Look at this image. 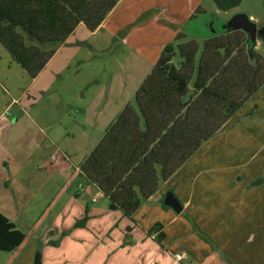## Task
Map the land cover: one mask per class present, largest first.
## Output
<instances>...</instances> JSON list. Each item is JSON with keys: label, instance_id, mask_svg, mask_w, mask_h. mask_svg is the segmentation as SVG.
I'll use <instances>...</instances> for the list:
<instances>
[{"label": "crops", "instance_id": "obj_1", "mask_svg": "<svg viewBox=\"0 0 264 264\" xmlns=\"http://www.w3.org/2000/svg\"><path fill=\"white\" fill-rule=\"evenodd\" d=\"M204 1L120 0L95 30H90L84 23L79 24L68 37L66 44L57 49L44 69L31 80L38 81L45 69L67 45L82 42V39L74 41L75 35L79 31L84 29L86 32L97 34L106 27L107 21L116 13L121 12V16H125L123 14L127 11L124 7L125 3L133 4L132 11L140 13L153 11L157 15L154 20L158 22L163 21L160 11H165L167 18L171 12L173 17L169 18L170 24L176 22V25H182L184 28L183 26L188 22L202 19L208 14L202 6ZM179 3L184 6L187 4L188 8H183L182 5L183 9L176 6ZM135 4L137 5L134 6ZM161 4L164 6L162 7ZM214 15L221 17L218 11L214 12ZM122 31L123 29L120 28L115 29L111 35L125 38ZM178 34L186 35L182 31L174 33V35ZM257 41L260 42L256 46L258 48L262 41ZM4 79L6 80V78L0 77V212L19 229L18 222L20 221L22 224L25 217L28 219V212L33 211L32 207L39 204L42 194L45 195L43 198L46 202L43 215L33 220L32 225L30 223L25 225L30 228L28 233L20 229L26 234L25 240L17 248L21 249L29 244L30 238L33 237L37 240V237L34 238V236L38 235L37 231L45 224L52 211H56L53 223L45 225V232L48 233L55 231V222H64L67 226L70 224L71 228L77 223L80 216H84L89 211L90 206L88 199L82 200V203L77 201L76 197L72 199V188H67V190L52 188L48 180L53 173L39 172L37 169L39 160L34 158L33 154L34 148H32L33 142L31 141L33 136L39 131L47 133L46 136L50 141L48 147L56 144L60 152L66 149L65 144L68 142V138L62 135L59 142L60 135L58 133L57 139H55V133H52L57 129L55 123L45 121V114L31 113L22 108L17 109L13 114H8L18 99L13 97L10 90L2 83ZM121 105L122 110L126 103ZM247 105L249 106L247 107ZM242 117L244 118L242 119ZM21 119H28V124L24 126L19 123ZM236 120L238 125L234 128L235 130H232L228 137H224L218 144L225 148L223 154L200 155L198 154L200 151H198L197 155L191 157L174 176L160 185L154 196L143 203L134 214V221L128 217L125 218L122 211L117 212L118 216L114 213L109 216L106 224H114L119 217L125 219L123 225L131 238L127 244L133 242L132 245L122 247L125 239L123 240L121 231L120 235L113 239L112 237L107 238V235L99 237L102 235L101 231L93 236L83 233L85 231L92 234L97 229L95 227L93 231L82 230V234L75 238L71 236L72 234L68 235L60 242L46 239L42 246L50 248L46 247L45 251L48 250V255L58 258L57 261L82 256V240H84L85 243H95L91 246L95 247V250L102 248L106 249L110 256L121 255L127 261L126 264H264V243L262 242L264 239V84L245 103V106L235 113L228 124L230 125V122L233 123ZM110 121H113L112 117L107 122ZM219 132L214 136L219 135L221 133ZM23 138L29 140L25 141L28 146L26 149H22L20 146ZM214 141L217 146V141ZM62 142L65 144L63 145ZM62 154L65 155L64 152ZM197 163L201 166H198ZM197 168L200 170L196 171ZM181 172L184 174L180 177L176 187L173 188L172 181ZM203 173L206 175L205 177L202 176ZM79 180L81 181L82 178ZM82 183V189L85 192L88 186L86 181L82 180ZM96 189L98 192L92 198L93 202L97 196H103L102 192L98 188ZM168 190H173L182 202L183 210L180 213H176L172 208H163V195ZM66 192L69 193L68 196H64ZM75 195H81L79 190H76ZM75 209L77 212L74 211ZM92 210L102 211L103 209L93 208ZM183 215L186 217L184 218ZM156 223L163 225L162 232L165 233V237L161 242L157 239V232L148 233ZM200 227L203 228V231L199 229ZM59 228L58 230L61 231ZM80 229H85V227ZM105 240H107L106 243ZM71 243L75 250L61 251L64 249L62 248L64 244ZM36 250L39 253L41 249L36 248ZM178 253H184L186 257L177 260L175 255Z\"/></svg>", "mask_w": 264, "mask_h": 264}, {"label": "trees", "instance_id": "obj_2", "mask_svg": "<svg viewBox=\"0 0 264 264\" xmlns=\"http://www.w3.org/2000/svg\"><path fill=\"white\" fill-rule=\"evenodd\" d=\"M120 0H0V44L30 78L77 26L98 28ZM228 11L242 0H213ZM242 30L208 34L203 45L178 34L80 167L130 220L264 84V58ZM165 209L170 207L163 205ZM87 215L75 226L86 224ZM156 223L149 234L165 237ZM26 234L0 212V250Z\"/></svg>", "mask_w": 264, "mask_h": 264}, {"label": "rangeland", "instance_id": "obj_3", "mask_svg": "<svg viewBox=\"0 0 264 264\" xmlns=\"http://www.w3.org/2000/svg\"><path fill=\"white\" fill-rule=\"evenodd\" d=\"M132 5L125 3L124 7L127 10L123 12L125 16H121V12L116 13L107 21L106 27L97 34L86 32L84 29L79 31L75 35L74 41L82 39V42L67 45L45 69L38 81H32L22 67L13 61L11 55L0 45V77L6 78L2 83L10 90L13 97L18 99L8 114H13L20 108L31 113L45 114V121L55 123L57 129L52 132L55 133V139H57L58 133L60 135L59 142L63 136L68 138L66 144L62 142L66 148L62 151L65 153L63 155L56 144L48 147L50 141L46 136L47 133L39 131L33 136L31 140L33 142L32 148H34L33 154L35 155L34 158L39 160L37 169L39 172L53 173L48 180L52 188L56 190L72 188V199L76 197L77 201L81 203L82 200L88 199L90 206L89 211L84 214L88 217L86 225L80 226L78 224V229H75V225L70 228V224L67 226L64 222H55V231L48 233L45 232V225L53 223L56 211H52L45 224L37 231L38 235L34 236V238L37 237V240L33 237L30 238L29 244L21 249H17V247L13 251L0 250V264H126L127 261L121 255L110 256V253L107 254V250L102 248L95 250V247H91L95 243H85L84 240H82V256L64 258L60 261H57L58 258L52 257L53 255H48V250L45 251V248L49 246H42L46 239L60 242L68 235L72 234L71 236L75 238L82 234V230L93 231L95 227L97 228L95 234H88L85 231L83 233L93 236L101 231L102 235L99 237L107 235V238L112 237L113 239L119 236L121 231L123 240L125 239L122 247L133 244V242L127 244L131 238L123 225L125 221L123 217H119L112 225L106 224V220H109L112 213L118 216L119 213L117 212H121V210L111 205L103 193V196H97L93 202L92 198L98 192L94 185L87 184L88 187L85 192L82 189V180H86L81 176L80 167L104 136L105 130L111 122H107L108 119L111 117L113 120L115 119L116 115L119 114L118 112L121 111L122 103H133L135 92L149 75L161 55L163 44L173 42L176 39L177 35L174 33L185 32L187 39H196L202 46L209 31H212L214 27L218 28L217 24L221 23H215L214 27L210 25L212 16L216 11L219 12L220 18L226 21L239 12L247 13L252 20H255L258 25L257 40H261L262 44L257 48L256 46L260 44L257 41L258 44L256 42L252 50L264 58V0H242L239 6L228 11L219 10L213 0H205L202 2V6L208 14L202 19L188 22L187 25L183 26L184 28L182 25H180L181 27L176 25V22L170 24L169 18L173 17L171 12L167 18L165 11H160L162 12L160 14L163 15V21L158 22L154 20L157 15L153 11L141 13L132 11ZM181 5L180 3L179 5L176 4L180 7ZM182 6L188 8L187 4ZM119 28L123 29L122 32L124 33H121L124 37L126 36L125 38L111 35L115 29ZM27 120L21 119L19 123L25 126L28 124ZM40 121L42 120L40 119ZM236 122L237 120L233 123L230 122V125L228 122L225 123L226 125H223L219 130L221 133L218 131L219 135L214 136V138L212 136L205 141L198 150L200 152L197 151L198 154H223L225 148L218 144L224 137H228L232 130H235L234 128L238 125ZM214 140L217 141V146H215ZM25 141L29 140L23 138L20 142L22 149L28 147ZM60 160L62 161L58 165ZM220 164L222 165V163ZM197 165L201 166L199 163ZM188 170L190 171V169ZM199 170V168L196 169V171ZM183 174L181 172L173 179V188L176 187ZM202 176L205 177L206 175L203 173ZM79 178L82 180L80 181ZM76 190H79L80 196L75 195ZM82 192L84 193L82 194ZM68 194L66 192L64 196H68ZM44 196L42 194L39 204L32 207L34 208L33 211L28 212V219L25 217L24 222H21L22 224L20 221L18 222L19 229L28 233L30 228L25 225L28 223L32 225L33 220L43 215L45 212L43 209L46 206ZM98 207L103 210H92L93 208L99 209ZM74 211L77 212L76 209ZM84 216H80L77 221H82ZM183 217L186 216L183 215ZM125 218L127 217L125 216ZM57 226L60 227L61 231L58 230ZM84 227L85 229H80ZM199 229L203 231V228L200 227ZM79 231L81 233H78ZM262 242L264 243V239ZM72 246H74L73 243L64 244L62 247L64 249L61 251L75 250ZM36 248L41 249L39 253ZM17 250L19 251L17 252ZM106 254L107 256H105Z\"/></svg>", "mask_w": 264, "mask_h": 264}, {"label": "water", "instance_id": "obj_4", "mask_svg": "<svg viewBox=\"0 0 264 264\" xmlns=\"http://www.w3.org/2000/svg\"><path fill=\"white\" fill-rule=\"evenodd\" d=\"M211 27H214L215 23H218L217 27H214L212 31H209L208 34H215L220 30H242L247 33L250 42L253 46L257 42V33H258V25L257 23L250 18L247 13L239 12L232 16L229 20H222L217 15L212 16ZM252 49V48H251ZM163 205L172 208L176 213H180L183 210V204L180 199L177 197L173 190H168L165 194V198L163 201Z\"/></svg>", "mask_w": 264, "mask_h": 264}, {"label": "built area", "instance_id": "obj_5", "mask_svg": "<svg viewBox=\"0 0 264 264\" xmlns=\"http://www.w3.org/2000/svg\"><path fill=\"white\" fill-rule=\"evenodd\" d=\"M175 257H176L177 260H182V259L185 258L186 256H185L184 253H178V254L175 255Z\"/></svg>", "mask_w": 264, "mask_h": 264}, {"label": "flooded vegetation", "instance_id": "obj_6", "mask_svg": "<svg viewBox=\"0 0 264 264\" xmlns=\"http://www.w3.org/2000/svg\"><path fill=\"white\" fill-rule=\"evenodd\" d=\"M258 35V34H257Z\"/></svg>", "mask_w": 264, "mask_h": 264}]
</instances>
